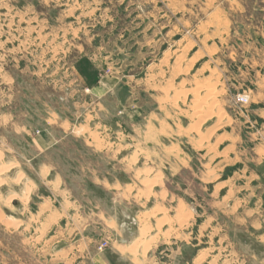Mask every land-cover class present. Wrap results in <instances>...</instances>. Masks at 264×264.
I'll return each mask as SVG.
<instances>
[{"label":"rangeland","instance_id":"obj_1","mask_svg":"<svg viewBox=\"0 0 264 264\" xmlns=\"http://www.w3.org/2000/svg\"><path fill=\"white\" fill-rule=\"evenodd\" d=\"M0 264H264V0H0Z\"/></svg>","mask_w":264,"mask_h":264},{"label":"bare ground","instance_id":"obj_2","mask_svg":"<svg viewBox=\"0 0 264 264\" xmlns=\"http://www.w3.org/2000/svg\"><path fill=\"white\" fill-rule=\"evenodd\" d=\"M204 87V86H203ZM209 89V88H208ZM205 94V93H204ZM208 95V94H207ZM210 95V94H209ZM199 99V98H198ZM199 115V114H198ZM201 117V116H200ZM12 199H16V198H12ZM163 212L161 211V210H159V214H162ZM155 215H157L156 213L155 214H153V216H155Z\"/></svg>","mask_w":264,"mask_h":264},{"label":"crops","instance_id":"obj_3","mask_svg":"<svg viewBox=\"0 0 264 264\" xmlns=\"http://www.w3.org/2000/svg\"><path fill=\"white\" fill-rule=\"evenodd\" d=\"M120 259H123V262H125L124 260H126L124 257H119ZM67 262H70V258H68V261Z\"/></svg>","mask_w":264,"mask_h":264}]
</instances>
